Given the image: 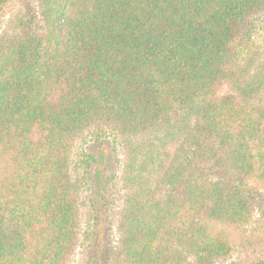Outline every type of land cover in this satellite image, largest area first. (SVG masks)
Listing matches in <instances>:
<instances>
[{"label":"trees","instance_id":"obj_1","mask_svg":"<svg viewBox=\"0 0 264 264\" xmlns=\"http://www.w3.org/2000/svg\"><path fill=\"white\" fill-rule=\"evenodd\" d=\"M35 1L0 0V264H71L111 205L85 264H264V0ZM105 131L121 189L87 199Z\"/></svg>","mask_w":264,"mask_h":264},{"label":"rangeland","instance_id":"obj_2","mask_svg":"<svg viewBox=\"0 0 264 264\" xmlns=\"http://www.w3.org/2000/svg\"><path fill=\"white\" fill-rule=\"evenodd\" d=\"M28 3L31 6H35V0H10L7 10L8 18L11 12L18 11L20 9H30ZM252 47L258 48L264 45V17H262L256 23V27L253 31ZM96 154L98 161L93 165L91 169V180L88 185L84 187L83 197L89 199L91 195L95 199H102V197L113 198L117 196L118 191L121 189L120 182V149L117 140L110 131H105L102 135L87 136V139L80 140L74 158L80 162L83 159L89 158L91 154ZM96 192V193H95ZM116 194V195H115ZM104 204V200H101ZM113 205L110 207H104L100 211V218L95 220V217L91 218L85 225L83 232V239L81 245L78 247L76 256L71 264H85L87 256L92 253V240L98 238L99 242L107 245V242L113 240L116 236V228L114 226L113 218ZM114 208V207H113ZM99 223V229L96 230L95 223ZM94 224V225H93ZM244 249H235L232 256L227 259L220 260L214 264H233L237 259L243 258Z\"/></svg>","mask_w":264,"mask_h":264}]
</instances>
